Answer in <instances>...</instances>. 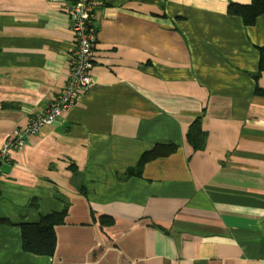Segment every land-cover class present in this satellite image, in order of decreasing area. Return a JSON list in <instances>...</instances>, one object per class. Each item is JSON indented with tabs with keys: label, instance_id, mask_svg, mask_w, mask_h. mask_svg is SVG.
<instances>
[{
	"label": "crops",
	"instance_id": "1",
	"mask_svg": "<svg viewBox=\"0 0 264 264\" xmlns=\"http://www.w3.org/2000/svg\"><path fill=\"white\" fill-rule=\"evenodd\" d=\"M249 2L99 0L93 85L0 166V264H264V15L227 14ZM73 42L60 6L0 0V147L55 100ZM65 206L53 256L24 252L19 225Z\"/></svg>",
	"mask_w": 264,
	"mask_h": 264
},
{
	"label": "built area",
	"instance_id": "2",
	"mask_svg": "<svg viewBox=\"0 0 264 264\" xmlns=\"http://www.w3.org/2000/svg\"><path fill=\"white\" fill-rule=\"evenodd\" d=\"M60 6L71 21L73 50L68 77L55 100L50 102L43 113L32 115L28 123L14 129L0 147V166L10 161V153L21 150L31 136H37L52 126L75 105L81 94L93 85L91 70L94 63L96 42V8L99 0H49Z\"/></svg>",
	"mask_w": 264,
	"mask_h": 264
},
{
	"label": "trees",
	"instance_id": "3",
	"mask_svg": "<svg viewBox=\"0 0 264 264\" xmlns=\"http://www.w3.org/2000/svg\"><path fill=\"white\" fill-rule=\"evenodd\" d=\"M227 14L238 17L244 26L251 27L258 17L264 15V0H250L248 4L230 3L227 7ZM258 72L254 78H258L264 73V48H259ZM207 135L201 128L199 118L195 119L189 126L186 133V141L194 151L204 149ZM177 151V146L171 143L157 144L153 149L142 154L137 165L133 169H128L125 176H141L143 167L154 160L169 157ZM84 194V191H81ZM67 216V206L60 212H52L40 216L36 223L20 224V234L22 250L36 256L52 257L56 248L55 227L64 223ZM0 223L7 222L0 219ZM101 225L111 224L107 218L100 219Z\"/></svg>",
	"mask_w": 264,
	"mask_h": 264
}]
</instances>
